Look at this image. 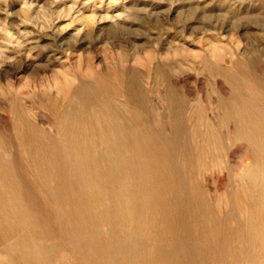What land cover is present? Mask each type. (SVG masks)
<instances>
[{"label": "rangeland", "instance_id": "374dc122", "mask_svg": "<svg viewBox=\"0 0 264 264\" xmlns=\"http://www.w3.org/2000/svg\"><path fill=\"white\" fill-rule=\"evenodd\" d=\"M264 0H0V264H264Z\"/></svg>", "mask_w": 264, "mask_h": 264}, {"label": "bare ground", "instance_id": "6f19581e", "mask_svg": "<svg viewBox=\"0 0 264 264\" xmlns=\"http://www.w3.org/2000/svg\"><path fill=\"white\" fill-rule=\"evenodd\" d=\"M263 175H264V171H263Z\"/></svg>", "mask_w": 264, "mask_h": 264}]
</instances>
